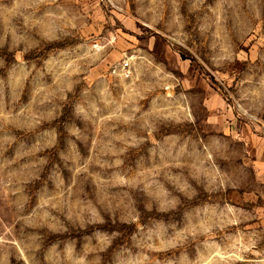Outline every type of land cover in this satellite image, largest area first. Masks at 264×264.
I'll use <instances>...</instances> for the list:
<instances>
[{
	"label": "rangeland",
	"instance_id": "374dc122",
	"mask_svg": "<svg viewBox=\"0 0 264 264\" xmlns=\"http://www.w3.org/2000/svg\"><path fill=\"white\" fill-rule=\"evenodd\" d=\"M0 264H264V0H0Z\"/></svg>",
	"mask_w": 264,
	"mask_h": 264
}]
</instances>
